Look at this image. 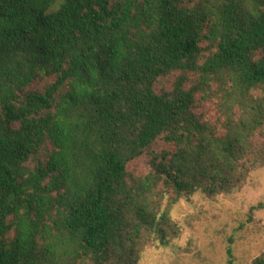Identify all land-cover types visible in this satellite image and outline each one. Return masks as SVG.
<instances>
[{
    "label": "trees",
    "instance_id": "trees-1",
    "mask_svg": "<svg viewBox=\"0 0 264 264\" xmlns=\"http://www.w3.org/2000/svg\"><path fill=\"white\" fill-rule=\"evenodd\" d=\"M263 165L264 0H0V264H138Z\"/></svg>",
    "mask_w": 264,
    "mask_h": 264
},
{
    "label": "rangeland",
    "instance_id": "rangeland-1",
    "mask_svg": "<svg viewBox=\"0 0 264 264\" xmlns=\"http://www.w3.org/2000/svg\"><path fill=\"white\" fill-rule=\"evenodd\" d=\"M34 86L42 88L43 83ZM198 112L207 121L217 119L210 104ZM159 145L166 149L163 141ZM130 170L148 173L149 157L131 164ZM171 217L179 227L178 238L168 247L148 243L138 264H226L229 247L235 264H252L264 252V165L240 191L213 199L196 193L175 204Z\"/></svg>",
    "mask_w": 264,
    "mask_h": 264
}]
</instances>
